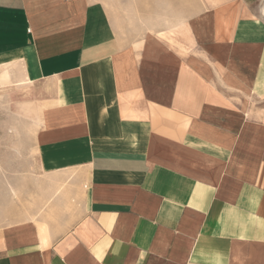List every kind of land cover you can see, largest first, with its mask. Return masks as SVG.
Instances as JSON below:
<instances>
[{
    "label": "crops",
    "instance_id": "obj_1",
    "mask_svg": "<svg viewBox=\"0 0 264 264\" xmlns=\"http://www.w3.org/2000/svg\"><path fill=\"white\" fill-rule=\"evenodd\" d=\"M0 264H264V0H0Z\"/></svg>",
    "mask_w": 264,
    "mask_h": 264
},
{
    "label": "rangeland",
    "instance_id": "obj_2",
    "mask_svg": "<svg viewBox=\"0 0 264 264\" xmlns=\"http://www.w3.org/2000/svg\"><path fill=\"white\" fill-rule=\"evenodd\" d=\"M5 101L0 98V191L2 187L1 173L8 166L13 165L11 158L16 153L17 148L11 146L12 133L7 131V126L15 120L8 114ZM5 196L0 194V206L5 201Z\"/></svg>",
    "mask_w": 264,
    "mask_h": 264
}]
</instances>
